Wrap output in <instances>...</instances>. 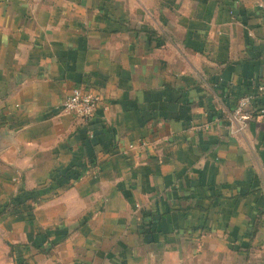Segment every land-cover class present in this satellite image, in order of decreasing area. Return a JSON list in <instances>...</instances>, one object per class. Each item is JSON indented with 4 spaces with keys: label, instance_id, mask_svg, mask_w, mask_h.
Instances as JSON below:
<instances>
[{
    "label": "crops",
    "instance_id": "obj_1",
    "mask_svg": "<svg viewBox=\"0 0 264 264\" xmlns=\"http://www.w3.org/2000/svg\"><path fill=\"white\" fill-rule=\"evenodd\" d=\"M254 84L264 0H0V211L84 168L0 215V264H264V115L229 127Z\"/></svg>",
    "mask_w": 264,
    "mask_h": 264
},
{
    "label": "built area",
    "instance_id": "obj_2",
    "mask_svg": "<svg viewBox=\"0 0 264 264\" xmlns=\"http://www.w3.org/2000/svg\"><path fill=\"white\" fill-rule=\"evenodd\" d=\"M262 7L263 4L257 1ZM100 94L93 88L76 87L65 99L62 110L82 120L91 119L99 106ZM264 115V84H254L253 89L239 98L233 112L229 115L230 132L233 135L242 134L248 125V121L256 115ZM141 146H146L147 141H142ZM134 148V145H130Z\"/></svg>",
    "mask_w": 264,
    "mask_h": 264
},
{
    "label": "trees",
    "instance_id": "obj_3",
    "mask_svg": "<svg viewBox=\"0 0 264 264\" xmlns=\"http://www.w3.org/2000/svg\"><path fill=\"white\" fill-rule=\"evenodd\" d=\"M90 163H95V159L90 160ZM84 172V168L75 166L64 171L62 174L57 173L50 185L39 186L38 188L27 190L21 188L17 195L11 198L9 202L4 206L0 211V215L5 213H10L20 209L31 210L36 204H39L47 196L57 194L64 187H68L71 184V181L78 179Z\"/></svg>",
    "mask_w": 264,
    "mask_h": 264
}]
</instances>
